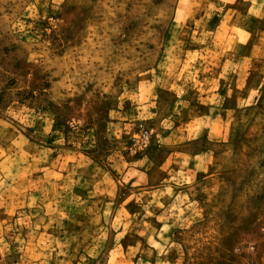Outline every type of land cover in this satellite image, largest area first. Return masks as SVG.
Instances as JSON below:
<instances>
[{
    "label": "clouds",
    "instance_id": "1",
    "mask_svg": "<svg viewBox=\"0 0 264 264\" xmlns=\"http://www.w3.org/2000/svg\"><path fill=\"white\" fill-rule=\"evenodd\" d=\"M0 264H264V0H0Z\"/></svg>",
    "mask_w": 264,
    "mask_h": 264
}]
</instances>
